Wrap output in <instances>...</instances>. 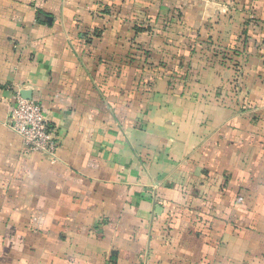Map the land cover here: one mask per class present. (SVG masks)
<instances>
[{
	"label": "crops",
	"instance_id": "0c3cea01",
	"mask_svg": "<svg viewBox=\"0 0 264 264\" xmlns=\"http://www.w3.org/2000/svg\"><path fill=\"white\" fill-rule=\"evenodd\" d=\"M18 90L55 161L8 125ZM0 264H264V0H0Z\"/></svg>",
	"mask_w": 264,
	"mask_h": 264
},
{
	"label": "built area",
	"instance_id": "2783aa9c",
	"mask_svg": "<svg viewBox=\"0 0 264 264\" xmlns=\"http://www.w3.org/2000/svg\"><path fill=\"white\" fill-rule=\"evenodd\" d=\"M13 100L8 125L21 137L23 149L42 153L55 161L58 140L42 104L24 97L19 90Z\"/></svg>",
	"mask_w": 264,
	"mask_h": 264
},
{
	"label": "rangeland",
	"instance_id": "374dc122",
	"mask_svg": "<svg viewBox=\"0 0 264 264\" xmlns=\"http://www.w3.org/2000/svg\"><path fill=\"white\" fill-rule=\"evenodd\" d=\"M182 32V30H180V32H177V33H175V37H176V39H174L175 40V47L177 46V41H179V40H181V38H184V35H183V33H181ZM197 35L195 36L196 37V39H197V37L199 36V34L198 33H196ZM201 37V36H200ZM171 43V42H170ZM190 50L191 51H193V50H195L194 48H190ZM239 69L241 70L242 68L241 67H239ZM178 76H180V77H178ZM175 80V79H174ZM176 80L177 81H181V80H183V76H181V75H177V78H176ZM177 84V83H176ZM179 86L180 87H182V82H179ZM237 87V90H235L236 91V97H238V98H240L241 96V85H237L236 86ZM236 87H235V89H236ZM240 96V97H239ZM192 186H193V188H195L196 189V193L198 194V196L200 195H202V197L204 196V194L206 193V192H203L202 193V191H199V190H197L198 188H202L201 190H203V188H205V187H203L204 185L203 184H199V183H196V184H192ZM201 186V187H200ZM226 187L227 186H225V189H223V191H222V193H223V196H224V193H225V191H226ZM184 190V189H183ZM184 194H187V191L186 190H184ZM207 198H208V201L206 200V199H204L203 198V201L201 202V204L200 205H197L196 203H194L195 204V206H190L188 209L190 210L189 212H190V214L189 215H192L193 217H192V220L189 222V223H186L185 224V228H188L189 230H190V232H191V235H195V236H198V237H200V241L199 240H196L197 241V246L195 247V252L201 247V246H199L200 244H201V241H203V239H206L208 242V244L207 245H209L210 246V244L212 243V240L211 239H209L208 237H210L211 236V232H212V230H214L215 231V228H213L212 226H213V223H211V222H207L208 220H210V217H211V215L212 214H214L213 212L214 211H218V208H216V207H218L217 205L215 206L213 203H212V201H210L209 200V196L208 195H205ZM204 196V197H205ZM212 197H213V195H212ZM211 197V198H212ZM210 198V199H211ZM156 199H157V193L156 192H154V201L156 202ZM205 203H207V205H206V208H204L203 206H202V204H205ZM210 205V206H209ZM220 210V209H219ZM168 214H169V216L170 217H173L174 218V224H170L169 223V226H168V229L167 230H169L170 231V229H171V226H172V228L173 229H175V230H177L176 228H180L179 226L181 225V224H178L176 221H177V212L176 211H173V210H168ZM221 214V213H220ZM218 217V216H217ZM249 223H239L238 224V227H236V230H238V232L240 233V235L241 234H246V231L245 232H243L242 231V229L241 228H243L244 226H246V225H248ZM166 225V224H165ZM188 226V227H187ZM244 228H246V227H244ZM234 229H235V227H234ZM163 231V230H162ZM242 231V232H241ZM169 235V234H168ZM248 236V235H247ZM249 236L251 237V235L249 234ZM169 236H167V237H165V238H168ZM249 238V237H248ZM250 239V238H249ZM166 240H168V239H166ZM250 241H252V242H254L255 243V240L254 239H250ZM221 243V245L220 246H224L225 244H226V248H228V251L230 252V251H234V248H235V246H238V247H241V246H243V243L241 242V241H239L238 240V242H235L234 241V237L232 238V239H230L229 241H227V240H225V242L224 241H222V242H220ZM194 252V253H195ZM193 253V254H194ZM197 253V252H196ZM240 257H241V255H240ZM255 261V260H254Z\"/></svg>",
	"mask_w": 264,
	"mask_h": 264
},
{
	"label": "water",
	"instance_id": "95a60500",
	"mask_svg": "<svg viewBox=\"0 0 264 264\" xmlns=\"http://www.w3.org/2000/svg\"><path fill=\"white\" fill-rule=\"evenodd\" d=\"M25 97H26V98H29V99H30V98H32L31 96H28V95H27V96H25Z\"/></svg>",
	"mask_w": 264,
	"mask_h": 264
}]
</instances>
